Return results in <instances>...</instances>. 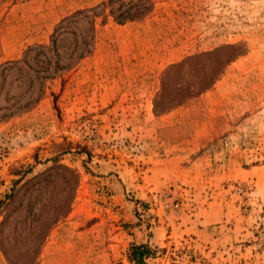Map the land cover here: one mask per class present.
<instances>
[{
    "label": "rangeland",
    "instance_id": "374dc122",
    "mask_svg": "<svg viewBox=\"0 0 264 264\" xmlns=\"http://www.w3.org/2000/svg\"><path fill=\"white\" fill-rule=\"evenodd\" d=\"M133 243L264 264V0H0V264Z\"/></svg>",
    "mask_w": 264,
    "mask_h": 264
},
{
    "label": "trees",
    "instance_id": "16d2710c",
    "mask_svg": "<svg viewBox=\"0 0 264 264\" xmlns=\"http://www.w3.org/2000/svg\"><path fill=\"white\" fill-rule=\"evenodd\" d=\"M166 77H168V75ZM212 83L213 82H210L208 86L201 90L199 93L201 94L206 91L212 85ZM186 99H188V97ZM51 161L54 163V165L40 175H36L27 179L26 177L31 173V170L25 171L16 181V185L22 183L21 187H26L28 191L35 188L38 190L39 188L44 187L45 183L48 182V179L54 177L53 174H57V172L67 175L68 177H74V172L66 166L60 165L59 161L56 158L52 159ZM69 208L70 204L66 205L65 209L60 211L62 213L54 215V217L47 218L45 219L46 221L43 220V222L41 223H44L45 221L47 222L48 226H53L54 224L59 222L60 219L66 217V215L69 213ZM154 256L155 252L148 245L133 243L129 248L128 260L131 264H145V261L147 259L153 258Z\"/></svg>",
    "mask_w": 264,
    "mask_h": 264
}]
</instances>
